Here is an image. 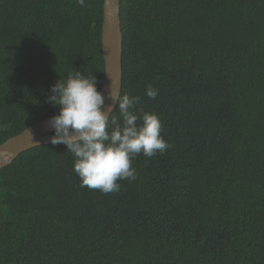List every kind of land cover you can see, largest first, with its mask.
<instances>
[{
	"label": "trees",
	"instance_id": "1",
	"mask_svg": "<svg viewBox=\"0 0 264 264\" xmlns=\"http://www.w3.org/2000/svg\"><path fill=\"white\" fill-rule=\"evenodd\" d=\"M119 1L120 93L169 147L108 194L80 186L62 143L18 154L0 264H264V0ZM102 16L103 0H0V143L58 114L50 87L73 70L100 88Z\"/></svg>",
	"mask_w": 264,
	"mask_h": 264
},
{
	"label": "clouds",
	"instance_id": "2",
	"mask_svg": "<svg viewBox=\"0 0 264 264\" xmlns=\"http://www.w3.org/2000/svg\"><path fill=\"white\" fill-rule=\"evenodd\" d=\"M77 3L86 6V0ZM96 84L94 75L73 70L50 87L47 102L59 105V111L48 121L54 131L49 142L64 144L73 155L81 187L108 194L120 190L117 181L136 178L132 161L138 154L152 157L169 145L161 136L159 117L135 110L139 96L121 94L113 83L102 94ZM145 94L155 99L158 90L148 86ZM114 107L118 115H112Z\"/></svg>",
	"mask_w": 264,
	"mask_h": 264
},
{
	"label": "water",
	"instance_id": "3",
	"mask_svg": "<svg viewBox=\"0 0 264 264\" xmlns=\"http://www.w3.org/2000/svg\"><path fill=\"white\" fill-rule=\"evenodd\" d=\"M122 39L120 1L103 0L100 41L104 68L102 83L98 89L102 94L106 93L111 83L114 84L116 90L121 91ZM105 103L107 104L109 101L106 99ZM51 117L32 123L20 133L0 143V169L10 163L18 154L30 148L50 143L49 137L54 135L53 129L48 125Z\"/></svg>",
	"mask_w": 264,
	"mask_h": 264
}]
</instances>
